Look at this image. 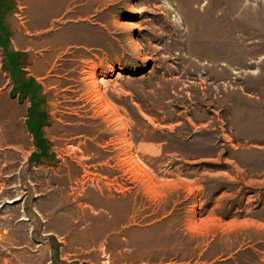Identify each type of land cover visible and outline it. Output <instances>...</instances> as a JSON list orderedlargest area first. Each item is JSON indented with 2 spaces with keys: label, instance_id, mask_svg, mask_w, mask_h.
Listing matches in <instances>:
<instances>
[{
  "label": "rangeland",
  "instance_id": "rangeland-1",
  "mask_svg": "<svg viewBox=\"0 0 264 264\" xmlns=\"http://www.w3.org/2000/svg\"><path fill=\"white\" fill-rule=\"evenodd\" d=\"M0 264H264V0H0Z\"/></svg>",
  "mask_w": 264,
  "mask_h": 264
},
{
  "label": "trees",
  "instance_id": "trees-1",
  "mask_svg": "<svg viewBox=\"0 0 264 264\" xmlns=\"http://www.w3.org/2000/svg\"><path fill=\"white\" fill-rule=\"evenodd\" d=\"M42 152H43L44 154L46 153V151H45V150H43Z\"/></svg>",
  "mask_w": 264,
  "mask_h": 264
}]
</instances>
